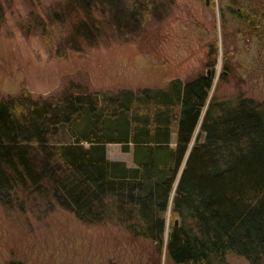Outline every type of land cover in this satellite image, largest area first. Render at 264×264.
Masks as SVG:
<instances>
[{"label":"trees","instance_id":"obj_1","mask_svg":"<svg viewBox=\"0 0 264 264\" xmlns=\"http://www.w3.org/2000/svg\"><path fill=\"white\" fill-rule=\"evenodd\" d=\"M171 2L58 0L22 26L65 55L143 32ZM4 20L0 1V27ZM211 85L199 73L163 86L70 83L57 95L1 96L0 202L20 211L59 205L87 223L113 219L164 246L175 264H227L228 253L264 264V102L207 101ZM109 142L131 152L132 164L108 157Z\"/></svg>","mask_w":264,"mask_h":264},{"label":"rangeland","instance_id":"obj_2","mask_svg":"<svg viewBox=\"0 0 264 264\" xmlns=\"http://www.w3.org/2000/svg\"><path fill=\"white\" fill-rule=\"evenodd\" d=\"M0 1V97L23 90L33 97L57 95L70 83L89 90L163 86L173 77L187 81L209 70L207 101L242 95L264 102V23L259 31L241 15L248 7L264 14V0H239L235 11L229 0H172L164 18L151 20L145 31L65 55L22 26L31 10L43 15L58 0ZM106 146L108 157L132 164L131 152L114 142ZM160 253V264H175L164 246L159 252L150 239L132 236L113 219L87 223L59 205L20 211L0 202V264L12 258L29 264H154ZM225 259L251 264L235 253Z\"/></svg>","mask_w":264,"mask_h":264},{"label":"flooded vegetation","instance_id":"obj_3","mask_svg":"<svg viewBox=\"0 0 264 264\" xmlns=\"http://www.w3.org/2000/svg\"><path fill=\"white\" fill-rule=\"evenodd\" d=\"M245 10H246V13L243 14L242 11H241V15L243 17H247V19L249 18L248 21H250L251 19H253L254 20V23L251 25V27H256V28H258L259 31H261L260 25L264 23V14L261 13V15H257L256 13H253L251 11V7H248V9H245ZM252 15H254V17ZM262 19H263V21H262Z\"/></svg>","mask_w":264,"mask_h":264},{"label":"water","instance_id":"obj_4","mask_svg":"<svg viewBox=\"0 0 264 264\" xmlns=\"http://www.w3.org/2000/svg\"><path fill=\"white\" fill-rule=\"evenodd\" d=\"M206 3H208V0H206ZM241 11H242L243 14L246 13V11L244 10V8H242ZM252 16L254 17V15H252ZM253 23H254V20H253V19H251V20L248 22L249 25H252ZM207 74H209V70H207ZM174 223L176 224V223H177V220H175Z\"/></svg>","mask_w":264,"mask_h":264}]
</instances>
